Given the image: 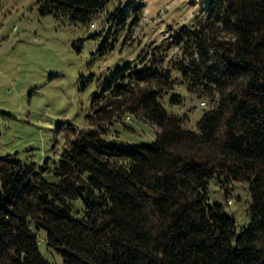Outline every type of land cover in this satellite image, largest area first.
Masks as SVG:
<instances>
[{
	"label": "trees",
	"instance_id": "trees-1",
	"mask_svg": "<svg viewBox=\"0 0 264 264\" xmlns=\"http://www.w3.org/2000/svg\"><path fill=\"white\" fill-rule=\"evenodd\" d=\"M113 1V25L129 20L131 32L142 14L133 0H45L44 9L86 24ZM205 9L138 65L115 70L89 104L88 128L68 130L56 165L0 159V264H49L31 227L62 264H264V0H209ZM170 48L178 58L165 61ZM175 85L211 107L198 133L160 103ZM128 115L158 130L152 144H105ZM214 179L248 183L250 222L239 234L207 203Z\"/></svg>",
	"mask_w": 264,
	"mask_h": 264
},
{
	"label": "rangeland",
	"instance_id": "rangeland-1",
	"mask_svg": "<svg viewBox=\"0 0 264 264\" xmlns=\"http://www.w3.org/2000/svg\"><path fill=\"white\" fill-rule=\"evenodd\" d=\"M208 1L133 0L142 14L128 32L129 20L124 28L113 25L116 1L83 24L47 12L45 0H0V159L10 156L25 166L56 165L66 149L68 130L88 128L89 104L115 70L138 65L152 44L168 42L179 29L202 21ZM165 55V61L178 58L175 48ZM182 87L175 85L160 103L168 113L181 117L182 129L198 133L197 122L211 107ZM172 95L180 97L177 105L168 103ZM109 128L102 136L105 144L125 147L152 144L158 133L141 117L130 115ZM44 174L50 184L59 182L51 172ZM248 191L247 182L215 179L207 188L209 207L221 206L237 234L250 222ZM31 228L41 256L49 264H62L61 257L47 247L45 231Z\"/></svg>",
	"mask_w": 264,
	"mask_h": 264
},
{
	"label": "built area",
	"instance_id": "built-area-1",
	"mask_svg": "<svg viewBox=\"0 0 264 264\" xmlns=\"http://www.w3.org/2000/svg\"><path fill=\"white\" fill-rule=\"evenodd\" d=\"M129 119V118H128Z\"/></svg>",
	"mask_w": 264,
	"mask_h": 264
}]
</instances>
